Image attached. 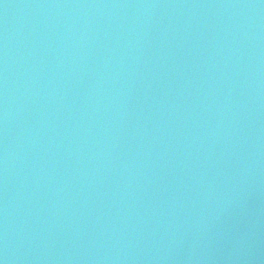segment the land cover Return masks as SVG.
Here are the masks:
<instances>
[{
  "label": "water",
  "instance_id": "obj_1",
  "mask_svg": "<svg viewBox=\"0 0 264 264\" xmlns=\"http://www.w3.org/2000/svg\"><path fill=\"white\" fill-rule=\"evenodd\" d=\"M0 264H264V0H0Z\"/></svg>",
  "mask_w": 264,
  "mask_h": 264
}]
</instances>
